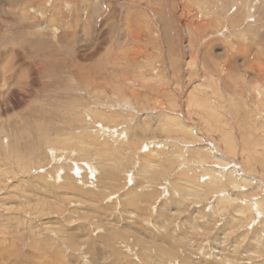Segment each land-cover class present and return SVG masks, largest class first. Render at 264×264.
Masks as SVG:
<instances>
[{"label": "rangeland", "instance_id": "obj_1", "mask_svg": "<svg viewBox=\"0 0 264 264\" xmlns=\"http://www.w3.org/2000/svg\"><path fill=\"white\" fill-rule=\"evenodd\" d=\"M40 1L0 11V264H264V0Z\"/></svg>", "mask_w": 264, "mask_h": 264}, {"label": "bare ground", "instance_id": "obj_2", "mask_svg": "<svg viewBox=\"0 0 264 264\" xmlns=\"http://www.w3.org/2000/svg\"><path fill=\"white\" fill-rule=\"evenodd\" d=\"M20 0H0V11H4V13L5 12H7V13H14L15 11H18V12H20V17L21 18H25V16H26V14H27V12H28V7H21V4H20V2H19ZM40 1V0H39ZM44 1V0H43ZM60 1V0H59ZM94 1H96V3L93 5V7L95 8V10H93V12L91 13V17L87 20V23L89 22V23H92V21H93V17L96 15V12H97V10H99V9H101V8H103L104 6H105V3L104 2H102V0H94ZM93 1V2H94ZM187 1V0H186ZM201 1V0H200ZM92 2V3H93ZM160 1H156L155 0V3H159ZM40 3H41V1H40ZM209 3V2H208ZM39 4V3H38ZM42 4H44V2L42 3ZM41 4V5H42ZM189 12V11H188ZM209 13V12H208ZM214 15V14H213ZM216 15V14H215ZM222 15V14H221ZM240 15H243V14H240ZM68 16V15H67ZM217 16V15H216ZM223 16V15H222ZM54 17H56V16H54ZM57 17H58V15H57ZM219 17H221V16H219ZM224 17V16H223ZM222 17V18H223ZM52 19H50L48 22H47V25L46 26H44V27H41V26H38V27H36L35 28V30H37L38 32H39V35H41V34H43V35H46V36H48V34L49 33H51V31L53 30V25H54V23L56 22L55 21V18H53V16L51 17ZM92 18V19H91ZM215 18V17H214ZM218 18V17H217ZM263 19V18H262ZM59 20V19H58ZM209 20H211V19H209ZM214 20V19H213ZM215 21V20H214ZM218 21V20H217ZM220 21V20H219ZM189 23V22H188ZM187 23V24H188ZM193 23V22H192ZM194 24V23H193ZM220 24V23H219ZM105 25V24H104ZM108 25V24H107ZM184 25H186V24H184ZM190 25V24H189ZM209 25V24H208ZM222 25V24H221ZM262 25V24H261ZM92 26V25H91ZM219 26V25H218ZM105 27V26H104ZM185 27V26H184ZM142 28V27H141ZM187 28V27H186ZM193 28V27H192ZM195 29H197L196 27H194ZM264 28V27H263ZM103 29V28H102ZM194 29V30H195ZM189 31H191L190 29H189ZM148 32L150 33V29H148ZM196 32V31H195ZM34 33V32H33ZM48 33V34H47ZM73 34V33H72ZM98 34V33H97ZM28 35H29V32H28ZM92 35L93 34H91V28L88 30V27H87V24H85V25H83V26H81V36H80V39H81V41H80V45L82 46V47H84V48H87V49H89V48H92V46H94V45H92V43L91 42H89L90 40L89 39H92L93 37H92ZM186 35V34H185ZM30 36V35H29ZM42 36V35H41ZM94 36H95V34H94ZM193 36V35H192ZM7 37V36H6ZM11 37V36H10ZM66 38V40H67V42L68 43H70V41H74V38H73V36H67V37H65ZM102 38H104V37H102ZM135 38V37H134ZM188 38H189V36H188ZM188 40V39H187ZM103 41V40H102ZM189 43H191V42H189ZM224 45V44H223ZM225 46V45H224ZM101 47H103V46H101ZM189 47V46H188ZM223 48V47H222ZM80 49V48H79ZM83 49V48H82ZM232 49V48H231ZM230 49V50H231ZM188 50H191V49H188ZM242 50V48H237V53H240V51ZM7 51V50H6ZM83 51V50H82ZM91 51H93V49H91ZM13 52V51H12ZM89 52V51H88ZM228 52V50H226L225 51V53H227ZM140 53V52H139ZM81 56H85V55H81ZM222 56V55H221ZM237 56V55H236ZM19 57V56H18ZM240 57V56H239ZM16 58L17 57H12L11 56V53L9 54V53H6V54H4L3 55V57H0V94H3L4 92H2V91H5L6 92V94H7V88H8V85L9 84H6V82H8L11 78V80H14V79H17L18 80V82L16 83V85H19V86H21V88H19L20 89V91H19V93L20 92H28L27 91V87L29 86V85H31V79L29 80V78H28V73L29 72H25L26 70H25V68H24V66L22 65V64H19V61L18 60H16ZM208 58V57H207ZM24 59V58H23ZM203 59H205V57L203 58ZM37 61V60H36ZM53 62V61H52ZM234 62V61H233ZM232 63V61L230 62V64ZM29 66V65H28ZM253 67V66H252ZM260 68V67H259ZM27 69V68H26ZM261 69H263V68H261ZM28 70V69H27ZM231 70V69H230ZM29 76H30V74H29ZM14 77H16V78H14ZM32 77V76H31ZM255 78V77H254ZM6 79H7V81H6ZM149 81V80H148ZM253 82H254V84L255 85H257L258 84V81L257 80H254L253 79ZM11 84V83H10ZM133 84V83H132ZM250 84H252V83H250ZM254 85V86H255ZM260 85V84H259ZM258 85V86H259ZM9 86H13L12 84L11 85H9ZM19 86H17V87H19ZM209 86V85H208ZM251 86V85H250ZM258 86H256L257 88H258V90H259V92H258V96L259 97H264V88L262 87H258ZM204 87H206V86H204ZM11 89V88H10ZM76 89V88H75ZM253 89V88H252ZM79 91H80V89H78ZM256 90V89H255ZM257 91V90H256ZM81 92V91H80ZM9 94H11V93H8L7 94V97L9 96ZM12 95V94H11ZM81 95V94H80ZM2 96V95H1ZM0 96V97H1ZM3 97V96H2ZM4 97H6V96H4ZM81 98V97H80ZM192 96L191 95H187V101H188V105L190 106V105H192ZM90 99V98H89ZM5 100V99H4ZM91 100V99H90ZM89 100V101H90ZM3 101V100H2ZM88 101V102H89ZM73 103V102H72ZM117 105H107L106 104V102H104V103H102V104H100L101 106H106V107H111V109H112V107H114V108H117V109H119L120 110V112H122V113H124V114H136L137 113V111L136 110H133V108H132V104L131 103H126V102H122V103H116ZM187 105V106H188ZM10 106L12 107V102L10 101V100H6L5 101V103L3 104V105H1V107H0V114L1 113H4V112H7L8 111V109H10ZM85 111V110H84ZM86 111H88V113L89 112H91V110H86ZM204 111V110H203ZM93 113H95V112H91V114H93ZM104 113V112H103ZM80 114V113H79ZM205 114L206 113H204V116H205ZM105 115V114H104ZM101 112H99V111H97V113H95V117H103L104 116ZM128 116V115H127ZM141 116V115H140ZM130 117V116H129ZM137 117V116H136ZM135 117V118H136ZM134 118V119H135ZM152 118V117H151ZM205 119L206 120H211L212 121V118H211V116H205ZM136 120V119H135ZM137 121V120H136ZM151 121V120H150ZM170 124V126H172L173 124L172 123H174V121H169L168 120V122L166 121V123L164 122V117L163 116H157V117H155L154 119H153V125H156V128L157 129H160V131L162 130V125L161 124ZM140 122H137L136 124H135V127L136 128H139L140 127ZM159 125H161V127L159 126ZM184 125V124H183ZM183 125H181L179 128L178 127H176V128H178V130L177 129H174V127H173V129L176 131V133L177 132H179V133H177V134H181L182 136H184V135H188L187 134V129L185 128V126H183ZM166 126H168V125H166ZM165 126V127H166ZM145 127V126H144ZM181 127H183V128H181ZM187 127V126H186ZM189 128H190V126H188ZM155 128V129H156ZM168 128V127H167ZM188 128V129H189ZM196 128H191L190 130H191V132H193L195 135H196V137H197V135H198V133H197V131L195 130ZM189 130V131H190ZM168 131V130H167ZM193 133H192V136H193ZM194 135V136H195ZM198 138V137H197ZM198 139H200V138H198ZM82 144H84V143H82ZM215 160H217V161H219V162H224V161H226L225 159H224V157H222V156H219V155H217V156H215ZM221 170V169H220ZM230 171V170H229ZM232 171H233V169H232ZM231 172V171H230ZM234 172V171H233ZM229 176H227V181H229ZM243 180H244V182L246 181V180H248V178L247 177H244L243 178Z\"/></svg>", "mask_w": 264, "mask_h": 264}]
</instances>
